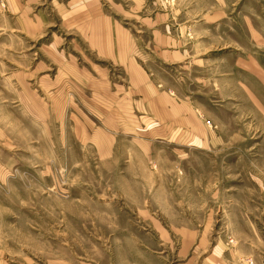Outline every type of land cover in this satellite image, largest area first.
I'll return each instance as SVG.
<instances>
[{
  "label": "rangeland",
  "instance_id": "1",
  "mask_svg": "<svg viewBox=\"0 0 264 264\" xmlns=\"http://www.w3.org/2000/svg\"><path fill=\"white\" fill-rule=\"evenodd\" d=\"M103 16L140 74L93 47ZM251 262L264 0H0V264Z\"/></svg>",
  "mask_w": 264,
  "mask_h": 264
},
{
  "label": "crops",
  "instance_id": "2",
  "mask_svg": "<svg viewBox=\"0 0 264 264\" xmlns=\"http://www.w3.org/2000/svg\"><path fill=\"white\" fill-rule=\"evenodd\" d=\"M95 23L92 21L91 41L93 47L102 53V57L110 60L115 66L121 68V63L131 70L133 74H140L137 67L131 44L125 33H121L119 27L109 17H99ZM94 35L96 38H94Z\"/></svg>",
  "mask_w": 264,
  "mask_h": 264
},
{
  "label": "built area",
  "instance_id": "3",
  "mask_svg": "<svg viewBox=\"0 0 264 264\" xmlns=\"http://www.w3.org/2000/svg\"><path fill=\"white\" fill-rule=\"evenodd\" d=\"M251 264H254L253 262H251Z\"/></svg>",
  "mask_w": 264,
  "mask_h": 264
}]
</instances>
